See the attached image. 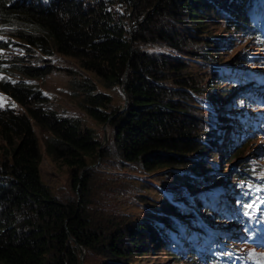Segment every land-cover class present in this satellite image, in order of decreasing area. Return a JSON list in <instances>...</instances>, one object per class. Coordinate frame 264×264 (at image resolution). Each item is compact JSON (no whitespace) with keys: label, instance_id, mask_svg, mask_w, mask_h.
<instances>
[{"label":"trees","instance_id":"trees-1","mask_svg":"<svg viewBox=\"0 0 264 264\" xmlns=\"http://www.w3.org/2000/svg\"><path fill=\"white\" fill-rule=\"evenodd\" d=\"M261 5L260 0H0V29L23 39L40 55L57 53L75 59L77 67L66 70L68 87L71 99L84 112L74 115L56 110L31 82L57 69L43 63L47 60L42 56L37 58L39 65L18 66L26 79L1 76L0 90L20 108L0 109V264H79L80 248L107 258L98 264H135L123 260L148 247L141 244L140 233L165 248L170 240L168 229H178L173 217L186 218L189 226L200 228L198 219L176 212L179 207L162 191V211L150 210L135 221H117L114 213L105 216L99 209L96 223L91 215L98 210L91 199L95 173L90 167L99 158L107 162L114 149L124 164L149 173L188 166V172H198V158L192 160L190 155L205 157V149L209 151L216 143L213 127L195 116L201 87L187 74V58L149 54L143 47L163 44L180 52L176 24H190L199 33L207 17L219 19L222 14L227 25L264 44V24L254 22L249 13ZM200 56L210 60L208 54ZM119 88L124 91V105L113 103ZM199 121L204 123L203 131ZM99 124L110 127L111 146L101 145ZM35 127L47 133L42 144ZM253 127L249 122L248 128ZM43 152L69 169L73 187L80 190L77 199L60 200L44 183L40 173ZM246 165L232 170L250 182ZM182 178L183 187L191 189V177ZM144 196L142 203L148 202ZM204 196L192 197L193 208L202 203L213 205ZM246 197L257 196L251 190ZM249 213L251 209L239 216L251 231ZM196 254L190 251L191 256ZM209 256L211 264H241L226 253Z\"/></svg>","mask_w":264,"mask_h":264},{"label":"rangeland","instance_id":"rangeland-1","mask_svg":"<svg viewBox=\"0 0 264 264\" xmlns=\"http://www.w3.org/2000/svg\"><path fill=\"white\" fill-rule=\"evenodd\" d=\"M260 1L263 5L258 7V11L249 12L251 19L258 21L259 25L264 24V0ZM115 7L123 11L117 4ZM224 17L223 14L219 19L214 16L207 17L199 33L193 30L190 24H176L174 27L183 49L181 53L172 52V48L163 44L143 47L149 54L180 55L187 58V74L191 75L195 86L201 87L196 96L198 111L195 116L197 114L200 120H207L213 127L216 143L209 151L208 148L205 149V157L201 154L190 155L192 160L198 158L199 171L194 170L192 174L188 172L191 167L188 166L161 168L149 173L139 166L124 164L114 149L107 162H102L99 158L90 167L95 173L91 199L98 210L91 215L96 223L102 209L105 216L114 213L117 221H122L121 218L135 221L143 215H148L150 210L162 211L161 201L165 195L179 207L174 209L176 212L186 213L198 219L197 227L201 222L200 228H194L195 225L191 223L189 226L186 218L173 217V223L178 229H168L170 240L165 248L150 243L149 238H146L147 233L140 231L142 233L138 238L143 240L141 244L148 247L123 262L211 264L209 255L221 257L226 253L238 258L241 264H264V195L246 197L247 192L252 189L248 190V184L238 178L232 170H239L248 163L246 166L250 169L249 176L253 181L249 183L255 184V189L264 192V44L261 39L240 33L227 25ZM201 53L208 54L206 57H210V60L203 59ZM39 56L47 60L43 63L55 65L57 69L44 78H33L31 82L38 85L48 96L56 110L84 115L71 99L68 87L66 70L77 67L75 59L57 53L50 56L40 55L35 47L27 45L23 39L11 35L6 29H0V79L3 74H7L11 80L26 79L20 75L18 66L39 65ZM241 57L243 60L237 62ZM207 88L214 90L208 93ZM113 103L125 104L123 88L114 92ZM8 107L19 109L20 105L0 90V109ZM90 122L94 124L93 121ZM249 122L254 123L251 130L248 128ZM199 126L203 131L204 123L199 121ZM96 128L101 137V145L111 146L110 127L107 124H99ZM34 129L42 144L47 133L37 127ZM1 145L0 140L2 157ZM106 164L111 170L106 169ZM192 168L196 169L194 166ZM182 172L191 177V189L183 187ZM40 173L44 183L57 198L63 201L77 199L80 190L73 187L69 169L44 152ZM161 191L165 193L164 196ZM142 194H145L148 202L140 201ZM198 194L205 195L213 205L202 203L197 209L193 208L191 199ZM209 207L212 209L208 210ZM248 209L252 210L248 217L253 232H248L239 216ZM223 210L226 214L220 215ZM126 238L125 246L129 247L130 243ZM222 248L225 251H221ZM81 250L79 264H98L107 259L88 253L82 248ZM191 250L197 254L191 256Z\"/></svg>","mask_w":264,"mask_h":264},{"label":"water","instance_id":"water-1","mask_svg":"<svg viewBox=\"0 0 264 264\" xmlns=\"http://www.w3.org/2000/svg\"><path fill=\"white\" fill-rule=\"evenodd\" d=\"M125 78H126V75H125ZM88 168V167H87ZM80 250H81V248H80ZM81 252H82V250H81Z\"/></svg>","mask_w":264,"mask_h":264}]
</instances>
